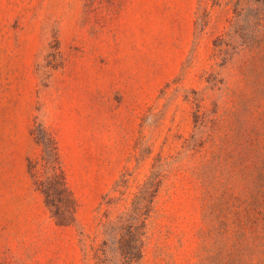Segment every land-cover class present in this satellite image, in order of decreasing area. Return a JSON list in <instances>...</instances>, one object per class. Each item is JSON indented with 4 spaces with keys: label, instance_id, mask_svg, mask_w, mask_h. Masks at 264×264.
<instances>
[{
    "label": "rangeland",
    "instance_id": "374dc122",
    "mask_svg": "<svg viewBox=\"0 0 264 264\" xmlns=\"http://www.w3.org/2000/svg\"><path fill=\"white\" fill-rule=\"evenodd\" d=\"M198 6L0 0V264H87L105 193L161 151L177 160L144 264H264V39L226 59L214 41L232 11L213 8L202 29ZM57 45L63 63L48 67ZM39 122L78 202L69 225L35 182L49 161Z\"/></svg>",
    "mask_w": 264,
    "mask_h": 264
},
{
    "label": "trees",
    "instance_id": "16d2710c",
    "mask_svg": "<svg viewBox=\"0 0 264 264\" xmlns=\"http://www.w3.org/2000/svg\"><path fill=\"white\" fill-rule=\"evenodd\" d=\"M215 7H227L232 11L227 31L214 41L218 54L232 59L263 41L264 0H199L196 24L200 28L205 29L209 25ZM51 53L47 66H61L60 46H55ZM39 125L46 136V141L39 142L46 146L49 161L45 177H35V182L45 194L52 217L60 225H69L76 219L78 202L68 186L55 133L44 123L39 122ZM142 146L139 162L151 153V147ZM175 156L159 152L141 179L129 166L124 168L100 203L101 215L94 234L90 236L91 241H85L87 264H144L158 197L176 166ZM33 164L31 160V173H34Z\"/></svg>",
    "mask_w": 264,
    "mask_h": 264
}]
</instances>
